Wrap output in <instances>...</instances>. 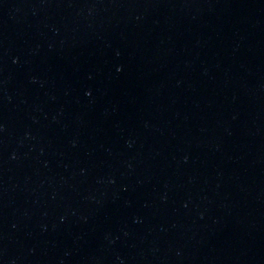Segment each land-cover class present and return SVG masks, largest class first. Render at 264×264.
Returning a JSON list of instances; mask_svg holds the SVG:
<instances>
[{
	"label": "water",
	"instance_id": "95a60500",
	"mask_svg": "<svg viewBox=\"0 0 264 264\" xmlns=\"http://www.w3.org/2000/svg\"><path fill=\"white\" fill-rule=\"evenodd\" d=\"M0 264H264V0H0Z\"/></svg>",
	"mask_w": 264,
	"mask_h": 264
}]
</instances>
